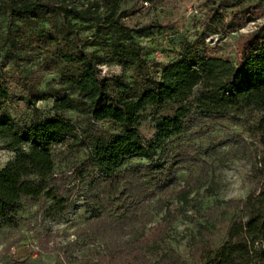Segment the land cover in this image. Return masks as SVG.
Returning a JSON list of instances; mask_svg holds the SVG:
<instances>
[{
    "label": "trees",
    "instance_id": "obj_1",
    "mask_svg": "<svg viewBox=\"0 0 264 264\" xmlns=\"http://www.w3.org/2000/svg\"><path fill=\"white\" fill-rule=\"evenodd\" d=\"M121 1L0 0L5 47L36 51L40 68L57 74V86L47 95L23 84L22 98L30 104L48 98L52 111L44 120L27 123L2 114L15 95L11 82L0 75V139L14 153L0 167V260L24 264L8 256L19 240L18 212L24 206L37 207L43 218H59L72 209V190L83 183L90 215L74 234L101 244L95 264H264V32L241 38L232 59L211 55L204 38L222 27L214 15L198 37L179 42L176 58L161 64L155 78L132 29L121 20ZM232 18L235 29L238 14ZM86 29L88 37L81 35ZM111 64L130 71L131 81L101 75L99 67ZM147 108L171 110L159 116L151 138L138 128L140 113ZM250 109L263 114L254 124H244L237 115ZM65 111L107 123L116 132H102L92 123L77 128L62 115ZM203 120L244 124L246 132L258 136L261 155L251 163L254 183L244 198L206 208L207 214L219 206L237 209L222 240L192 239L185 259L169 248L158 250L183 214L169 200L186 203L191 189L187 181L179 185L175 176L190 156L174 152L169 137ZM61 144L87 149L66 177L53 169L51 148ZM242 148L248 150L244 141ZM134 157L143 162L124 166ZM156 215L158 220L149 224Z\"/></svg>",
    "mask_w": 264,
    "mask_h": 264
},
{
    "label": "rangeland",
    "instance_id": "obj_2",
    "mask_svg": "<svg viewBox=\"0 0 264 264\" xmlns=\"http://www.w3.org/2000/svg\"><path fill=\"white\" fill-rule=\"evenodd\" d=\"M73 1L82 3L88 0ZM119 8L122 22L132 29L135 43L155 78L161 64L176 58L179 42L198 37L203 32V25L214 15L217 16L215 19L222 20V27L218 25L219 33L208 34L204 38L206 52L211 55L232 59L241 38L252 32H264V0H157L147 4L141 0H122ZM235 12L240 26L234 29L232 15ZM4 24L5 18L0 15V75L11 82L10 91L15 98L4 104L2 114L19 123L44 120L52 114L50 100L42 98L30 104L22 98V86L27 83L38 94L47 95L51 88L57 86V74L40 68L41 55L36 51L8 50L3 40ZM89 34L90 30H82V36L88 37ZM99 69L100 74L106 77L118 76L125 82L131 81V72L117 65H101ZM194 95L193 90L189 99ZM170 113V109L155 112L147 108L140 113L139 131L146 138H151L159 116ZM262 114V111L250 109L237 116L244 124H254ZM62 115L77 128L92 123L102 132H116L107 123L92 121L72 111H65ZM244 124L203 120L169 137V145L174 152L183 151L190 156L175 176L179 185L187 181L191 189L186 203L175 198L169 200L170 206L180 208L183 214L171 224L158 243L159 251L169 248L187 259L192 239L202 237L216 243L222 240L225 226L237 209L219 206V211L207 214L206 208L217 201L244 198L254 183L250 175L251 163L261 155L258 136L246 132ZM242 141L247 144V151L242 148ZM5 145L6 142L0 139V167L14 155ZM86 153L87 149L83 147L53 146L51 155L55 174L68 176ZM142 162V159L134 157L124 166ZM84 189V184L79 183L72 190V209L56 219L43 218L35 206H24L18 212L21 222L16 235L19 240L8 253L10 259L24 264H95V253L101 244L76 238L74 234V230L90 215L83 200ZM158 218L159 215L154 216L149 224ZM199 225L201 234L198 233ZM0 264H3L1 260Z\"/></svg>",
    "mask_w": 264,
    "mask_h": 264
},
{
    "label": "built area",
    "instance_id": "obj_3",
    "mask_svg": "<svg viewBox=\"0 0 264 264\" xmlns=\"http://www.w3.org/2000/svg\"><path fill=\"white\" fill-rule=\"evenodd\" d=\"M144 4H147L146 2H143Z\"/></svg>",
    "mask_w": 264,
    "mask_h": 264
}]
</instances>
